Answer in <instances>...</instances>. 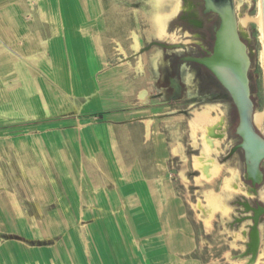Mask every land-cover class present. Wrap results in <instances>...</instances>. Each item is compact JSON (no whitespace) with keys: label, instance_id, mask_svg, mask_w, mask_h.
<instances>
[{"label":"crops","instance_id":"obj_1","mask_svg":"<svg viewBox=\"0 0 264 264\" xmlns=\"http://www.w3.org/2000/svg\"><path fill=\"white\" fill-rule=\"evenodd\" d=\"M70 3L71 14H48L45 27L1 39L0 114L46 131L41 139H17L18 159L27 157L48 172L41 179L50 199L31 209L54 211L47 218L54 227H75L81 220V240L72 234L51 250L0 245V264H204L170 178L169 159L182 154L181 145L177 135L173 143L159 129L177 125L179 116L168 110L179 99L172 94L159 106L161 91L151 96L136 87L126 90L121 70L104 73L102 48L88 31V1ZM181 72L191 78L185 66ZM93 116L100 119L93 122ZM121 129L128 134L120 137ZM206 193L212 192L203 191L204 198ZM233 193L224 197L227 212ZM15 201L12 209H27L24 200ZM196 207L203 228L210 229L220 214L207 228L201 217L206 214Z\"/></svg>","mask_w":264,"mask_h":264},{"label":"rangeland","instance_id":"obj_2","mask_svg":"<svg viewBox=\"0 0 264 264\" xmlns=\"http://www.w3.org/2000/svg\"><path fill=\"white\" fill-rule=\"evenodd\" d=\"M87 1V13L91 15L88 31L90 37L97 38L102 48L104 73L114 68L121 70V80L126 90L130 88L134 90L136 87L138 90H146L151 96H157L161 91L163 99L156 103L159 106L172 94L179 99V102L170 105L168 110V114L179 116L177 125L160 126L159 129H162L164 138L171 142L173 136L177 135L181 145L182 154L174 152V157L169 159V172L174 189L184 201L187 217L192 222L199 246L197 256L204 264H264V212L258 226V251L254 261L250 262L251 254L248 252L247 244L249 226L252 224L249 219L251 212H246L243 206L246 203L253 207L258 203L264 208V161L260 164L263 178L254 188L256 193L250 194L248 191L250 184L245 180L242 152L238 151L228 160H224L229 150L239 143V138L235 134L238 117L230 100L225 97L219 84L209 75L204 77L198 73L196 66L184 64L178 69L175 68L176 59L182 54V50L153 46L147 52L138 54L141 48L153 41L178 44L180 47L181 44L189 42H185L178 27L171 26L170 23L169 27L172 29L166 31L164 38L149 36L150 25L146 14H150V4L146 0ZM233 3L237 22L241 17L248 19L245 32L242 33L240 29L238 32L244 41L250 61L247 75L254 114L264 110L263 46L256 21L260 0H233ZM48 14H71L70 0H0V41L17 37L15 35L17 30L23 32V29L29 27L35 29L45 27L43 17ZM133 36L138 39L137 50L132 48ZM189 49L188 47L187 50ZM153 57L156 58L155 67L151 63ZM138 61L141 62V67H137ZM184 66L191 74L190 79L184 78L181 72ZM180 80L183 83H180ZM213 85L215 94L211 93ZM1 97L0 77V103ZM206 105L211 106L210 114L215 121L216 132L223 136L221 135L218 150L212 154L220 173L215 177L217 179L209 184L205 182H212L214 178H205L200 173V182L206 184L204 187L198 183L199 173L193 167L194 157L200 154L201 142L199 137L197 143L193 142L191 125L194 113ZM143 108L144 106L139 107ZM93 117H95L91 118L93 122L100 119ZM125 126L128 125L124 122L122 127ZM256 130L264 137V123L262 130L257 128ZM138 131L133 129L136 135L139 134ZM127 134L128 131L121 129L120 137ZM44 135L46 131L40 127L18 125L17 122H10L7 117L0 114V245H7L11 249L23 247L25 250H51L63 245L72 234H76L74 238L78 243L81 240L77 234L82 229L81 220L78 219L75 227L63 225L54 227L47 222V218L54 211L31 209L38 206L36 204L39 202L47 203L50 199L46 193L48 187L43 183L45 180L41 179L48 172L39 167L43 164L28 162L27 157H24V161L23 158L18 159L17 139L20 137L25 140H37ZM234 171L237 175L235 178L237 192L227 199L229 211H226L227 213L219 209L209 211L208 199L212 196L222 199L225 197L224 179L231 178ZM203 191L214 193L205 194L206 205ZM16 199L24 200L21 205L27 209L23 211L12 209ZM196 206L206 214L201 217L207 228L210 227V218L215 213L223 217L214 215L212 225L207 230L203 228L198 218L200 211Z\"/></svg>","mask_w":264,"mask_h":264},{"label":"water","instance_id":"obj_3","mask_svg":"<svg viewBox=\"0 0 264 264\" xmlns=\"http://www.w3.org/2000/svg\"><path fill=\"white\" fill-rule=\"evenodd\" d=\"M260 6L264 41V0H260ZM229 11L230 14L227 17H221V23L215 34L212 54L206 58L192 59V61L206 68L229 95L238 116L235 134L241 142L229 150L224 160L230 158L237 150H241L244 154L247 178L252 181L253 185H256L262 180L260 164L264 161V137L252 124L253 104L250 99L247 75L250 61L246 46L240 40L232 1ZM153 46L162 49L180 47L177 44L153 41L141 48L138 54L147 52ZM244 206L253 213V216H249L252 224L249 226L247 244L248 252L251 254L250 262H253L259 246L258 226L264 211L261 207L253 209L246 203Z\"/></svg>","mask_w":264,"mask_h":264},{"label":"bare ground","instance_id":"obj_4","mask_svg":"<svg viewBox=\"0 0 264 264\" xmlns=\"http://www.w3.org/2000/svg\"><path fill=\"white\" fill-rule=\"evenodd\" d=\"M211 1V0H210ZM150 4V14H146L147 20L150 25L149 36H156L158 38H164L166 35L167 23L169 20L175 17L179 8L176 0H148ZM85 6V5H83ZM79 7V6H78ZM181 8H179L180 10ZM176 13V14H175ZM179 13V12H178ZM246 17L239 18L237 25L238 30L243 33L245 32V26L247 23ZM258 26L261 32V40L263 46V62H264V41L262 32V18H261V6L259 4L258 16L256 18ZM133 48L136 49L138 45V39L134 36ZM156 58H153V64H155ZM184 78H187L186 73H183ZM190 79V78H189ZM211 106H204L200 111L194 113L192 121V138L197 143V138L201 142L200 154L195 157V168L205 178H215L220 173V168L216 164L212 154L218 150L219 141L222 137L220 133L215 130V121L210 114ZM213 111V110H212ZM264 123V110L256 112L252 115V124L257 128L261 129ZM235 171L232 172L231 178L224 179L225 194L230 195L231 192H236L237 183ZM230 193V194H229ZM224 194V195H225ZM226 196V195H225ZM219 209L223 213H226V207L224 206V198L218 196H212L208 199V210L213 211Z\"/></svg>","mask_w":264,"mask_h":264},{"label":"flooded vegetation","instance_id":"obj_5","mask_svg":"<svg viewBox=\"0 0 264 264\" xmlns=\"http://www.w3.org/2000/svg\"><path fill=\"white\" fill-rule=\"evenodd\" d=\"M176 1L178 2L179 8L181 9L179 10L178 8L176 12L177 14L175 13L176 14L175 17L169 20V22L167 23L166 31H170L172 29V27H169V23H170L171 26L178 27L179 33L183 35L182 38H184L185 42L187 41L189 42L181 44L182 47L175 48L182 50V54H180V56H178L176 59L175 68L178 69L180 66L184 64L194 65L198 68L199 70L198 73H200L204 77L206 75L207 76L209 75L214 80V82H217L214 76L206 68L193 62L192 59L206 58L212 54L214 41H215V34L221 23V17H227L230 14L229 7L231 1L233 3V0H211V1L210 0H176ZM240 40L242 41V43L244 42L241 36H240ZM188 47L190 48L189 50H187ZM219 86L222 92L226 95L225 97L226 98L227 96L229 97V95L221 87L220 84ZM211 90H212L211 93L215 94L214 85L211 86ZM229 100L230 103L232 104L230 97ZM240 142L241 140L239 138V143ZM238 151L241 150H237L236 152ZM242 157L244 163L245 180L250 184L248 191L251 192V194H255L256 190L254 188L257 184L253 185L252 181L247 178L243 152H242ZM262 178H263V174H262ZM258 207L261 206L260 204L256 203L255 206L251 208L258 209ZM244 208L246 209L245 206ZM246 212H251V211L246 209ZM250 216H253L252 212Z\"/></svg>","mask_w":264,"mask_h":264},{"label":"trees","instance_id":"obj_6","mask_svg":"<svg viewBox=\"0 0 264 264\" xmlns=\"http://www.w3.org/2000/svg\"><path fill=\"white\" fill-rule=\"evenodd\" d=\"M227 99H229V97L227 96Z\"/></svg>","mask_w":264,"mask_h":264}]
</instances>
